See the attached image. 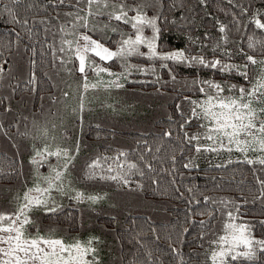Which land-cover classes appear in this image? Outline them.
<instances>
[{"label": "trees", "instance_id": "16d2710c", "mask_svg": "<svg viewBox=\"0 0 264 264\" xmlns=\"http://www.w3.org/2000/svg\"><path fill=\"white\" fill-rule=\"evenodd\" d=\"M109 2L119 4L121 0ZM123 3L129 8L139 7L147 18H157L160 53L183 50L186 55L220 59L241 68L246 55H251L258 63L249 65V77H258L264 69L259 63L264 61V29L253 22L258 18L264 23V15L256 16L257 12L264 13V0ZM72 5L76 0H66L63 5H57V0H0V214H8L10 201L20 198L35 183L33 168L27 177L24 165L36 155V142L24 134L15 135V125L27 113L30 121L33 115L45 111L50 119L64 115L63 129L69 136L63 140L68 143L65 148L75 153L66 179L69 187L101 199L91 203L75 200L73 194L61 196L55 212L44 208L31 212L27 232H46L66 241L78 236L92 241L99 264H211L210 242L227 221L228 211L236 217L235 224H246L255 239H264V189L260 184L264 167L245 163L234 150L195 152L185 138V133L202 131L198 125L203 121L191 117L190 103L204 96L198 91L201 81L220 83L225 87L223 95L232 97L238 95L239 87L248 88V82L235 72L219 73L199 65L133 56L128 64L155 71L137 72L132 68L128 78L121 80L122 87L90 90L80 111L82 90L76 88L82 76L76 67L70 73L57 63L61 58L66 61L67 53L59 51L60 28L69 22L66 14L75 11ZM77 7H86L83 0ZM103 11L105 15L90 18L97 31L88 34L115 50L122 34L131 35L134 30L110 21L107 12L113 9ZM105 24L109 28L101 27ZM152 34L151 27L144 28V36ZM249 41L253 48L248 47ZM140 51L148 50L141 46ZM225 51L230 58L223 55ZM92 58L112 72L122 64ZM161 63H168L171 72ZM8 73L11 80L6 85L3 79ZM231 85L236 88L229 91ZM68 102L71 105L64 108ZM186 119L191 123L184 124ZM121 152L126 156L118 163L124 168L117 169L116 162L109 161L115 172L97 169L95 178H88L92 161ZM129 164L137 168L129 171ZM116 174L126 175L129 183L101 178ZM164 212L169 213L167 220L161 218ZM234 264H264V252L257 250L252 260Z\"/></svg>", "mask_w": 264, "mask_h": 264}, {"label": "snow or ice", "instance_id": "6c2138e0", "mask_svg": "<svg viewBox=\"0 0 264 264\" xmlns=\"http://www.w3.org/2000/svg\"><path fill=\"white\" fill-rule=\"evenodd\" d=\"M18 2V0H13ZM66 0H57V5L65 4ZM85 8H79L80 0H76L74 12L66 14L69 17L68 24L60 28L61 53H68L69 59L78 61L77 71L82 74V95L89 90H97L104 88H120L121 80L130 74V69L135 68L137 72H154V68L143 69L128 64V58L133 56L147 57L150 60H159L161 62L171 61L175 64H185L188 66H202L209 68L214 72L232 73L235 72L242 76L249 87H239L237 90L238 97L225 96V87L213 80H204L200 82L198 91L205 96L203 101H190L193 105L191 117L203 123L198 127L201 132L189 135L185 133L188 145L195 152H218L225 150L232 152L239 151L245 155L244 162L249 165L259 164L264 167V158L248 159L249 152L264 153V119H260V115H264V108L258 110L252 107L254 102L264 103V69L256 78H250L248 75L249 65H257L258 61L251 55H246V63L241 66L222 62L220 59H205L203 55H186L183 50H175L166 53L157 51V41L159 39V28L156 26L157 18H147L141 14L139 7L133 9L127 7L123 0L119 4L109 2V0H83ZM95 6V11H93ZM111 8L113 11L107 12L108 19L115 20L120 24L130 25L134 30L131 35H123L117 41L115 50L106 47L98 39H93L90 32L97 31L95 23H90V18L95 20L96 17L105 15L103 9ZM246 11V9H242ZM11 14V10H9ZM129 12H135V15L129 16ZM83 13V15L81 14ZM264 15L257 12L256 16ZM257 28L264 29V23L260 19L253 21ZM24 23H27L26 21ZM101 27L107 29L109 25L105 24ZM145 27H151L152 36L143 35ZM65 29H68L65 32ZM81 29L84 31L81 32ZM113 32L117 31L116 27H112ZM224 26L221 25L220 31L224 32ZM72 37L68 39L67 37ZM141 46L147 48V52L140 51ZM249 48H253V42L249 41ZM226 58H230L231 54L227 51L223 53ZM91 57L99 58L104 63L113 60L123 62V70L121 72H112L109 67L97 64ZM63 63V58H61ZM264 65V61L259 62ZM161 67L168 69V63H161ZM2 70V65H0ZM92 72L96 76V82H89L87 73ZM101 74L112 77L111 80L101 79ZM174 80L175 77L173 76ZM193 83H196L195 81ZM235 85L229 86V91L235 89ZM207 89V91H206ZM80 111L84 110L83 99L80 102ZM191 120L186 119L184 124H190ZM184 124L181 127H184ZM42 135L47 136L46 132ZM166 135H171L166 133ZM205 143H201V141ZM74 154H70L67 149L51 150L47 146L38 150L36 156L40 159H34L33 163L38 167L49 159L55 157L57 165L51 167L48 176L40 177V182L34 187L27 189L22 198H18V206L8 214H0V264H99L96 259V249L93 248L92 241L87 246L81 245L79 242L66 245L59 239H46L42 236H31L27 233V226L31 224L29 216L30 211L34 207L46 208L49 212H55L53 192L64 193L65 181L67 175H70V165H72ZM126 154L121 152L115 157H100L89 164V171L86 174L88 178H95L96 170L112 173L116 169L111 167L109 161L116 162L117 169L124 168L123 164L118 163L121 157ZM62 161V163H61ZM103 161V163H102ZM107 165V167H105ZM149 167H151L149 165ZM185 167H189L185 164ZM128 170L137 168L136 164H129ZM141 175L143 173L141 172ZM102 179H110L118 183L128 184L129 180L126 175H104ZM262 189H264V180L260 181ZM35 193V195H33ZM75 200L87 199L91 203H96L101 197L95 195L85 196L82 192H75L73 197ZM227 221L222 224L220 233L216 234V238L210 243L213 245L210 260L211 264H234L236 261L244 259L252 260L257 250L264 252V239H255L250 228L246 224H235L236 217L231 211L227 212ZM210 215V220H211ZM201 226H205V222H201ZM91 256L92 259H88Z\"/></svg>", "mask_w": 264, "mask_h": 264}, {"label": "rangeland", "instance_id": "374dc122", "mask_svg": "<svg viewBox=\"0 0 264 264\" xmlns=\"http://www.w3.org/2000/svg\"><path fill=\"white\" fill-rule=\"evenodd\" d=\"M148 36H150V35H148ZM67 38L68 39H71L72 37L69 36ZM18 44L19 43L17 42V45ZM65 59H66L65 62H63V63L62 62H57V63L63 65L64 69H68V71L70 73L74 70L75 67H76V71H77L78 61L75 60L74 58L73 59H69V54L68 53L66 54ZM90 59L95 60L92 57H90ZM97 59H99V58H97ZM96 63L97 64H100L101 62H96ZM129 65H132V64H129ZM122 70H123V62H122V64L118 65L116 72L118 73V72H121ZM80 75L82 76V74H80ZM87 76H88L89 82H92V83H95L96 82V76L92 72H91V75L90 76H89V72H88L87 73ZM101 79H103V80H111L112 77H109L107 75L104 77V74H101ZM10 80H11V78H10V75L8 73L7 76L4 77V79H3V84L8 85ZM80 81H81L80 85L76 88L77 91L82 90L83 80L81 79ZM71 88L73 89L74 87H71ZM76 90H75V92H76ZM89 91L86 92V93H84L83 95L81 93V95H80V102H81V99H83V102L86 99H89L88 97H86V95L89 93ZM233 97L234 98L235 97H238V95H235ZM204 99H205V96H203L199 100H193V101H203ZM69 104L71 105L70 102H68V104L66 103V105L64 106V108H67V106L69 107ZM252 107L256 108L258 110V114H259V110L261 108H264V105H263L262 102H254L253 105H252ZM31 108H32V106H30L28 108V112H30ZM27 116H28V113L25 114L20 119V121L18 123H16L15 128H14L15 135L21 136V135L24 134L25 137H27V139H29L30 141L35 140V142H36V145H35L36 146V149H35V151L36 152L38 150H41L45 146H47L51 150H55L57 148H59L61 150L67 149L65 147L68 145V143L67 142H64L63 140L67 139L69 136L67 135L68 133L65 132L64 129H63V127H64V122H62V118L64 117L63 113L62 114L60 113V115H56V116H54V117H52L50 119V118L47 117L48 116L47 115V112L43 111V112H40V115L39 116L37 114L33 115L34 116V119L33 120H30L29 119L30 121H27V119H26ZM29 117H32V116H29ZM260 117H261V115L259 116V118ZM54 119H55V121H54ZM56 120H58V121H56ZM23 121H25V124H22ZM43 132H46L47 133V136L42 135ZM79 133L82 136L81 131H79ZM50 142H52V143H50ZM47 143H49V144H47ZM234 151L236 152V150H234ZM237 152H239V151H237ZM70 154H71V152H70ZM239 154H240V156H242V157L245 158V155L244 154H242L241 152H239ZM258 157L264 158V153L249 152L247 154V158L248 159H257ZM34 159L39 160L40 158L35 155V156H33L30 159V162L29 163H27V164L24 165L25 170H27L26 171V176L27 177H28V175L31 172V167L33 168L34 177H35V181L34 182L35 183L30 188L34 187V185L36 183H39L40 182V177L48 176L49 173H50L51 167H54V166L57 165V159L55 157H49V159L43 164L42 167H38L36 164H34L33 163V160ZM43 168H45L46 170L48 169L49 170L48 173L43 172L41 170ZM25 170H24V172H25ZM68 184L69 183L66 180L65 181V192L64 193H56V192H53V196L55 198L54 199V204H55L56 210L59 209V204L60 203H59L58 199L61 196H65L67 194H73L74 195L75 192H80L79 189H75V188L69 187ZM27 189H29V188H27ZM25 192L23 193V195L20 196V198H22L24 196ZM33 195H35V193H33ZM85 196H89V194H85ZM80 201H88V200L87 199H83V200H80ZM9 206H8V208H9V212L8 213H11L18 206V199L10 201ZM35 208H43V207H34L30 211L29 216L31 215V212ZM44 209H45L46 212H48V210L46 208H44ZM138 213H141V212L138 211ZM168 214H169L168 212H164V214L161 216V218L163 220H167L169 218V215ZM237 225H240V223H237ZM27 233L30 234V232H27Z\"/></svg>", "mask_w": 264, "mask_h": 264}, {"label": "crops", "instance_id": "0c3cea01", "mask_svg": "<svg viewBox=\"0 0 264 264\" xmlns=\"http://www.w3.org/2000/svg\"><path fill=\"white\" fill-rule=\"evenodd\" d=\"M30 235L33 236V237L39 235V236H42V237H44L46 239H59V240H62L66 245L75 244V243L79 242L81 245L87 246L88 245V242H89V241H86L84 239H81L79 236H78V238H74V240H72V241L71 240H67L66 241V240H64V239H62L60 237H55V236H53V235H51L49 233H46V232H43L42 233V232H38V231L35 234H31L30 233ZM91 246L93 247V245H91ZM88 259H92V257L89 256Z\"/></svg>", "mask_w": 264, "mask_h": 264}, {"label": "bare ground", "instance_id": "6f19581e", "mask_svg": "<svg viewBox=\"0 0 264 264\" xmlns=\"http://www.w3.org/2000/svg\"><path fill=\"white\" fill-rule=\"evenodd\" d=\"M193 122V121H192Z\"/></svg>", "mask_w": 264, "mask_h": 264}]
</instances>
